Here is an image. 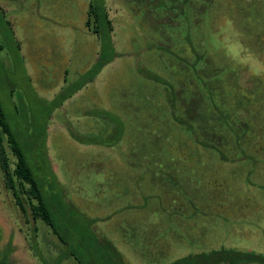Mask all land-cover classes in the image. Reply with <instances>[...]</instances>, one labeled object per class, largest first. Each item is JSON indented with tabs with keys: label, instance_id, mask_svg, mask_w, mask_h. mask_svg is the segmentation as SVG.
I'll use <instances>...</instances> for the list:
<instances>
[{
	"label": "rangeland",
	"instance_id": "1",
	"mask_svg": "<svg viewBox=\"0 0 264 264\" xmlns=\"http://www.w3.org/2000/svg\"><path fill=\"white\" fill-rule=\"evenodd\" d=\"M91 1L99 15L107 5L111 31L84 26L87 0H0V103L65 240L25 223L0 169L2 264H78L68 250L82 264H168L220 247L264 254V161L204 128L228 101L247 118L236 103L248 92L264 112V0ZM36 2L51 17H37ZM169 89L177 113L202 96L198 135L224 158L172 119Z\"/></svg>",
	"mask_w": 264,
	"mask_h": 264
},
{
	"label": "trees",
	"instance_id": "2",
	"mask_svg": "<svg viewBox=\"0 0 264 264\" xmlns=\"http://www.w3.org/2000/svg\"><path fill=\"white\" fill-rule=\"evenodd\" d=\"M198 8H200V6H198ZM98 17H101L103 20L97 19ZM100 21L105 22L106 30L111 31L112 22L108 16L107 9L104 7L103 15H99L92 1H89V8L87 19L85 21V27L89 30H93L94 32L98 33V23ZM92 22H95L94 26L92 25ZM186 39L192 45L191 33L186 34ZM193 50L196 52L195 54L198 57L196 58V60L204 58L203 54L198 53L196 49ZM207 59H202L205 60V64ZM191 65L194 66V63H192ZM202 70V67L201 69H194L193 72L195 73L196 77L193 76V79L198 78L197 76L198 74L202 73ZM151 77L156 82L167 84L166 81L163 80L157 74H152ZM193 79L192 81H194ZM207 79L209 83L207 80H205L206 82L202 80L201 85L203 86L204 84V86L207 87L205 90H207L208 92V102L212 108L214 107L215 109H217L214 106L215 104L212 105L210 103L212 102L211 99L213 94L212 88H210V81L213 79H210L208 76ZM257 92L260 93L259 90H257ZM169 94V105L170 112L173 117L172 119L175 120L177 124L179 123L181 126H183L182 128L188 131L191 137L197 143L207 147H211L218 154H220L221 157L224 158V152L220 150L215 143L207 140L204 141L198 135L197 129L199 126H201L199 121L201 118L200 103L202 102V96L199 97V94L193 92L194 98L198 99V101L194 105H191L189 102H191L193 99H191L190 101L187 100L184 106V112L177 113L175 107L176 94L174 95L172 90H170ZM255 95V92H248L246 96L245 94L243 95L244 100L242 102H239V104L236 103L237 106L241 105L239 107H244L246 109L248 114L247 118L243 120L237 119V117L233 115L236 107H233V103L228 101L229 106L227 105L225 106L226 108L222 107L221 109H217V111L219 110L217 117L212 116L211 113H209L210 115L206 114L207 118L206 121H204V128H207V130L211 129L214 131L211 132L214 137H212L213 140H221V134L216 136L215 133H217L221 129H223L224 131L226 130L231 136H234V141L237 143V146L242 147L241 152L243 153V155L247 156L249 160L256 164L258 162L262 163L264 161V141L262 140V129L259 126L255 128L256 124H258V121H264L258 119V116L260 117L261 113L264 112H261V110H256V105H254L253 103L255 102L256 96L257 98H259V96ZM262 105V107H264V102H262ZM251 109L255 112L251 113ZM4 114V110L0 103V169L2 171L1 177L4 182V186L8 191H10L14 199L15 205L18 209H20V212L24 217L25 223L32 225L33 231H37L35 222L37 220H41L51 228V231L53 235H55L56 239L60 240L65 245V240H63L62 236L58 233L53 222L51 211L48 208L47 199L44 196L40 187V181L34 176V172L30 164L28 163L27 157L23 152V149L19 145L20 143L18 142V136L15 131L11 128ZM208 121H212L213 123H208ZM215 125L218 127V131L215 130ZM253 132L255 133V138L253 136ZM245 137H248L249 139L250 137H252L251 144L254 145V150L258 149L259 151H261V153L257 151L256 155H254V150L246 152V150L243 149L242 146ZM257 137H259L260 141L256 140ZM96 221L97 219L93 217L88 219V223L90 222V224ZM91 234L92 235L90 236L96 239V235L93 233V231ZM97 242L99 243V241ZM67 246L69 245L67 244ZM66 256H74L77 263L82 264L80 258L76 255V253H74V251L68 250V252H66ZM7 257L8 254L6 252L3 258L0 259V264L4 263ZM59 257H61L59 258L60 264V262L64 259V256ZM168 264H264V254L261 252H254L248 250L245 251L240 249L236 250L234 248L220 247L212 248L208 250V252L201 251L199 253H189L178 257V259L173 260Z\"/></svg>",
	"mask_w": 264,
	"mask_h": 264
},
{
	"label": "crops",
	"instance_id": "3",
	"mask_svg": "<svg viewBox=\"0 0 264 264\" xmlns=\"http://www.w3.org/2000/svg\"><path fill=\"white\" fill-rule=\"evenodd\" d=\"M7 1H9L10 2V4L12 5L13 4V2L12 1H14V0H5V2H4V6L7 8V5H6V3H7ZM89 1H91V0H87V2L88 3H86L85 5H84V11H85V14H86V16H87V14H88V8H89ZM41 4V3H40ZM1 6V5H0ZM35 7H36V15H37V17H39L40 19H42V18H48L47 16H50V15H48V13L47 12H45V11H42V9H41V7H40V5H39V2H36V4L34 5ZM8 7H10V6H8ZM1 8H2V6H1ZM8 9V8H7ZM106 9H107V13H108V16L110 17V18H112V16H111V12H110V10L108 9V7H107V5H106ZM51 17V16H50ZM57 18V17H56ZM86 19H87V17H86ZM86 19H85V21H86ZM85 24V23H84ZM85 26V25H84ZM61 82H65L66 81V75L65 76H62V78H61Z\"/></svg>",
	"mask_w": 264,
	"mask_h": 264
}]
</instances>
